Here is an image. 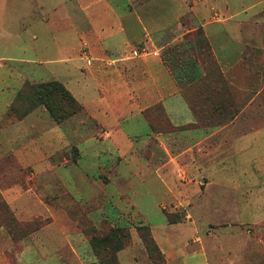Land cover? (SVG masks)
Masks as SVG:
<instances>
[{
	"label": "crops",
	"instance_id": "crops-1",
	"mask_svg": "<svg viewBox=\"0 0 264 264\" xmlns=\"http://www.w3.org/2000/svg\"><path fill=\"white\" fill-rule=\"evenodd\" d=\"M29 1L33 2L28 11L31 18L18 25L29 34L28 47L34 50L45 41L43 64L73 63L76 82L73 87L66 82V86L86 114H74L58 124L45 107H38L18 118L10 107L19 87L8 84L5 90L2 80L0 160H16L21 169L0 171L6 177L0 180V201L16 207L28 199L26 191L32 188L22 186L20 172H40L53 156L61 158L60 149L68 139L79 147L90 143L97 148L93 140L104 131L109 135L104 138L106 147L112 150H118L116 144L122 139L130 146L136 137L146 139L150 124L144 111L156 104L173 127L172 143L182 148L169 154L168 176L177 187L178 176L207 171L202 162L209 158L207 145L212 149L230 145L238 160L264 159V109L259 98L264 92L263 82L259 83L264 79V0ZM5 14L12 22L22 23L19 10H5ZM197 30L203 35L205 51L198 41L188 38ZM206 54L208 60L200 57ZM47 65L50 79L60 80L62 69ZM228 115L232 116L229 120ZM157 136L164 145L165 134ZM95 151L84 159L98 163ZM64 164L52 169L58 177L66 176L65 183L72 178L78 188V179L91 182L79 174L77 164ZM214 173L252 176L257 169H216ZM151 174L165 185L157 169ZM27 184L32 183L28 180ZM191 184L193 179L182 186L190 191ZM237 185L220 182L217 193L210 185L199 186L194 205L211 208L233 202L236 199L224 189L235 192Z\"/></svg>",
	"mask_w": 264,
	"mask_h": 264
},
{
	"label": "rangeland",
	"instance_id": "rangeland-1",
	"mask_svg": "<svg viewBox=\"0 0 264 264\" xmlns=\"http://www.w3.org/2000/svg\"><path fill=\"white\" fill-rule=\"evenodd\" d=\"M32 6L29 0H0V86L4 81L5 90L8 84L19 87L10 107L18 118L32 105L30 86L52 79L44 68L47 64H43L45 41L32 50L27 30L18 27L31 18L28 11ZM14 9L22 14V23L12 22V17L5 14V10ZM188 38L198 41L205 51L200 30ZM200 57L209 59L208 55ZM27 59H41V63L24 62ZM47 66L62 69L59 81L74 86L77 76L73 63ZM261 82L263 87L264 79ZM259 98L264 109V92ZM38 107L45 106L33 109ZM84 113L83 108L76 115ZM144 115L150 124L148 135L143 140L132 139L131 146L122 139L116 144L118 150L108 149L104 138L109 135L99 131L93 140L97 148H91L90 143L79 147L68 139L60 149L64 153L61 158L53 156L40 172H20L22 186L32 189L26 191L29 198L16 207L0 201V264H264V159L238 160L230 145L221 149L207 145L209 158L202 161L207 171L178 176L177 187L168 176L169 154L178 148L170 139L173 127L159 104L148 107ZM158 134H165L164 145ZM91 151L97 152L98 163L84 159ZM62 162L77 164L79 174L91 181L88 184H97L87 187V182L78 179L76 188L72 178L65 183L66 176L58 177L52 169ZM251 166L257 169V175L214 173L216 169ZM19 167L16 160H0V171ZM155 169L163 174L164 186L156 175H150ZM2 179L6 177L0 176ZM189 179L194 182L190 191L182 186ZM220 182L238 184L235 192L224 189L236 200L220 202L213 208L194 205L199 186L210 185V190L217 193Z\"/></svg>",
	"mask_w": 264,
	"mask_h": 264
},
{
	"label": "trees",
	"instance_id": "trees-1",
	"mask_svg": "<svg viewBox=\"0 0 264 264\" xmlns=\"http://www.w3.org/2000/svg\"><path fill=\"white\" fill-rule=\"evenodd\" d=\"M31 107L44 105L56 122H63L83 109L82 104L59 80H50L30 86Z\"/></svg>",
	"mask_w": 264,
	"mask_h": 264
}]
</instances>
